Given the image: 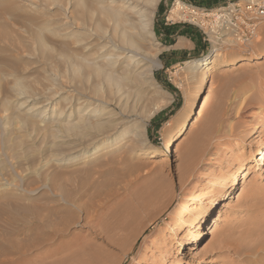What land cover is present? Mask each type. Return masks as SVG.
Returning a JSON list of instances; mask_svg holds the SVG:
<instances>
[{
	"label": "rangeland",
	"instance_id": "obj_1",
	"mask_svg": "<svg viewBox=\"0 0 264 264\" xmlns=\"http://www.w3.org/2000/svg\"><path fill=\"white\" fill-rule=\"evenodd\" d=\"M124 1L0 0V242L21 232L40 237L43 231L47 252L86 238L98 257L92 264H244L219 244L264 222V164L256 158L264 148V17L256 18L258 8L252 6L248 13L256 15L250 22L261 20L262 29L258 38L244 36L243 48L235 32L215 36L197 14L234 2L239 8L253 1L263 7L264 0ZM148 10L153 35L147 34L139 50L129 43L138 35L127 16L138 23L139 13ZM161 27L174 29L170 39L185 29L197 34L193 51L163 61L168 42ZM137 53L144 58L139 64ZM211 54L203 64L206 91L175 138L176 153L170 152L167 133L197 86L198 73L186 64ZM153 59L159 65L149 73L144 68ZM236 59L241 60L232 64ZM108 60L113 65L104 66L106 71L98 68ZM86 108L90 112L80 117ZM237 110L250 116L240 118ZM217 117L237 135L204 134L202 127ZM81 120L92 124L83 128ZM101 130L109 135L101 138ZM80 142L87 147L79 149ZM246 158L249 175L210 210L199 238L181 248L174 226L205 203L211 181L241 170ZM147 170L161 176L159 196L145 188ZM132 200H142L140 211L134 212ZM121 202L128 206L123 217L132 213L134 221L128 231L118 228V245H110L104 225ZM26 253L36 252L29 247ZM67 254L62 250L48 261Z\"/></svg>",
	"mask_w": 264,
	"mask_h": 264
},
{
	"label": "bare ground",
	"instance_id": "obj_2",
	"mask_svg": "<svg viewBox=\"0 0 264 264\" xmlns=\"http://www.w3.org/2000/svg\"><path fill=\"white\" fill-rule=\"evenodd\" d=\"M112 1H114V0H112ZM153 1H155V0H153ZM126 2H127L128 5H130L128 3V0H125L122 3L124 4ZM247 3L249 5H245V7L242 9V12H244V14L247 15V16H249L250 18H252L251 17L252 15H254V17H255L256 13L258 14V12L260 10L259 8H261L262 6L261 5L260 6H257V5L260 4L258 1H253L251 3L252 5L249 2H247ZM127 4H125V5H127ZM118 6H119V4H118ZM233 6H234V4H233ZM252 6L253 7L256 6L258 8V10H257V12L255 14H252L251 15L248 12H252L253 11L252 10L253 9ZM122 7H124V6H122ZM131 7H133V6H131ZM131 7H130V9H131ZM177 7H175L174 9H177ZM230 7H231V5H230ZM148 8L149 7L146 6V9H148ZM223 8H225V9H223ZM223 8L218 7V8H215L214 11L204 12L201 15H198L196 13L197 16L199 17L200 25L201 26H204V28L210 30L215 36L218 35V34H220V33H222L221 35H226V34H233V32L236 31V29H237L236 27H234V28L231 27L232 26L231 25L232 24V21H234L233 22V23H235L234 25H236V26L238 25L239 27L246 26L247 25L249 27V29H250V30L248 29V31L249 32L252 31V37L256 38L258 36V34H259L258 31L260 29H262V27H260V25L262 23L261 20L254 21V23L251 26L248 25L247 22H244V25H243L242 23H240L242 21V16L241 17H238V18H234V17L232 18L230 12H228V9L226 7H223ZM103 9H105V8H103ZM219 9H220V11H219ZM106 10L107 9H105L104 11L107 14H109V11L108 10L106 11ZM109 15L111 16V14H109ZM169 15H171V12L169 13ZM138 16L140 17V18L138 17L139 18L138 19V23H136L135 21H133L130 18V16H127V21H128L129 26H131L133 29L136 30V32H137L136 35H138V38H136L135 40H132V39L129 40V43L131 45L133 44V47H134V44H135V47L139 48V50H140V49H143V47H142V42H144L143 39H145L147 37V34H149V33L151 35H153V31L151 30V20H152L151 17L152 16H151L150 10H148L145 14L144 13L143 14L142 13H139ZM262 17H264V14H258V16H257L258 19L259 18H262ZM116 19H117V17H116ZM240 31L237 32V37L240 36L241 39H242V38H244V36H247L248 35V33L246 35L245 34L244 35L243 34H240ZM244 31L242 33H244ZM123 35H122V37H123ZM124 37H125V35H124ZM133 38H135V37H133ZM246 39H247V37H246ZM239 40H240V38H239ZM238 44L241 45V46H244L243 45V39H242V42L239 41ZM243 48H246V47L244 46ZM137 55L140 56L139 53H137ZM108 57H110V56H108ZM76 58H77V56H76ZM103 58H106V57H103ZM131 59H133V56L132 55H129V58L127 60L130 61ZM134 60H136V59H134ZM143 60H144V58L142 56H140L139 58H137L136 64L141 63ZM211 60H212V54L209 57H205V56L203 58H200L199 57V59L192 60L188 64H186V65H188V67H190V70L196 71L198 73L197 86H196V89L194 91L188 93V95L184 98V100H183V102H184L183 103V106H182V108L180 109V111L177 114V118H176L177 123L167 133V136H166L167 141H166L165 148H166V150H168L170 152L172 151L173 153H176V146H175L176 139L175 138L181 132L183 126L186 123V121L192 115L193 111L195 110L196 105L199 103L200 99L202 98L203 94L206 91V87H207V84H208L207 81H208V78H209V74L205 70L206 68H205V66L203 64H207V63L211 62ZM240 60L241 59H236L234 62H232V64L235 65ZM93 62H94V60H93ZM111 62H112V65H113V60H111V61L108 60V62H104V61L102 63L100 62V64H97V66H98V68H104V66H106V65H109V67H110ZM144 63H142V65H144ZM158 65H159L158 61L155 60V59H153L150 62V65L147 66L144 69L147 70L149 73H151L152 69L155 68V67H158ZM75 67H76V65L74 66V69H75ZM104 70L106 71L105 68H104ZM199 73H201L200 76H199ZM104 74H107V73L105 72ZM108 75H109V77H111L112 82L113 81H116L115 78L112 75L111 76H110V74H108ZM117 80H118V77H117ZM46 104L47 103H44L43 102L42 105H46ZM82 104H84V102ZM89 108H86L82 112V114H80V117L83 118L85 115H88V113L90 112V109ZM229 111L231 112L232 111V108H230ZM235 113H238V116L240 118L241 117L243 118V117H249L250 116V113H243L242 111H238V110ZM43 115L44 114H42V116ZM106 118H108V117H106ZM216 119L218 120V117ZM239 120H241V119H239ZM81 121L83 123L82 124L83 128L84 127L85 128H89V126H91V124H92V123L91 124L86 123V121L83 122V120H81ZM209 122L210 123H207V124L204 123L205 126L202 127V130L204 131V134L207 133V134H211V135H218L219 133H223V134H228L230 136L233 133L234 136L237 135V133L235 132V128H231V129L229 128L230 126H228L227 120H221V121L218 120V122H217L216 120H213L212 119ZM117 123H118V121H117ZM250 124H251V127L255 130V127H254L253 123H250ZM60 125L61 124H59V123L58 124L55 123V126L57 127V129H55V128L54 129L55 130H61L60 129L61 128ZM98 125L100 127H104V125H102L101 123H98ZM257 127H256V130H257ZM256 130H255V132H256ZM107 131L106 130L105 131L104 130L102 131V132H105V133H103V135H102L103 137H101V138H104V137L107 136V134H108ZM258 131H260V130H258ZM99 133H101V132H99ZM58 135H62V134H58ZM91 137H93V136H91ZM84 142L85 141H83L82 143H84ZM201 142L203 143V141H201ZM82 143L80 144L82 146L79 149H82L83 147H85V148L87 147V146H84ZM199 143L197 142L196 144L198 145ZM77 145H75V146H77ZM86 145H88V144H86ZM200 145H201V143H200ZM202 145L199 148V150H201V152H202V149H203V148L201 149ZM172 148H173V150H172ZM203 151H204V149H203ZM210 151L211 150H209L208 153H207L208 154L207 156H208L209 159H210L211 155L213 154V152H210ZM154 152L155 151H150L148 153V156L154 157ZM202 153L204 154V152H202ZM202 153H200V151H198V154H201V156L203 155ZM259 154H260V157L257 156L256 158L260 160V164H262V163L264 164V148L259 149ZM156 159H157L156 160V163L157 164H161L163 162L161 160V158H156ZM250 161H251L250 158L244 159L242 161V163H241V170L229 172L228 173V176L225 177V179L221 178V179H217V180L211 181V183H210V186H211V191L210 192L211 193L208 195L205 203H203V205L195 206L193 209L190 210V212L188 214L185 215V217L179 223H177L174 226V232L175 233H178V234L181 233V245H182L181 248H183L184 245L190 243L193 239H198L199 238V236L201 235L200 233H202L201 228H203L204 223L208 221L206 218H207L210 210L214 206H217V204L222 199L226 198L227 196L230 197L233 194L232 191L239 184V180L240 179H243V178H245V177H247L249 175V173H248V167H249ZM204 168H205L204 170H207L208 169V167H204ZM144 175L147 176V178L148 177H157L158 171L151 170L149 172V170H147ZM159 190H160V188H158V190H157L158 191V194L160 193ZM114 193H115V191L111 189V190H109V193L108 194L109 195H112V194L114 195ZM137 208H139V207H137ZM131 214H129L130 216L126 215L127 217L122 222V226L127 227L128 229L131 226V222L134 221V220H132L133 217H132ZM121 220H123V219H120V222H121ZM112 223H113V221H112ZM116 223H118V222H116ZM114 224H115V222H114ZM111 229H113L112 226H111ZM44 233L45 232L42 231V233H41L42 235L40 237H38L37 236L38 235L37 233L36 234L27 233L26 234L25 232H21V233L15 234L16 236L14 235V238H11V239L10 238H4L3 241L0 242V256L3 255V259L0 258V264H78L79 262H82V259H84V262H86L85 260H87V258L89 260H92L91 256L86 255V258H85L84 257V254L82 252H80L78 250L76 252V249L74 248L75 244L72 241L69 242V243H67V244H63L61 246V248H58L57 251H48V252L45 251V248H43V245H44V243L46 241V237H45V234ZM237 234H238V236H236L235 233H233L232 236H228V238L223 239L222 241H220V244H219L220 247L221 248L225 247V248L230 249L229 251H232L233 252V254L235 255V258L234 259L237 262H239V261L241 262L242 261L244 264H264V258H261L259 256L260 253H264V222H262V224L261 225H258L257 227L247 226L246 227V230H243V232H239ZM29 240L32 241V243H31L30 246H28L26 244V242H28ZM84 241H86L85 238H84ZM83 243H84V245H87V246L90 244V247H92L91 246V243H89V242H83ZM29 247L34 252H36V253L35 254H27L26 253V250ZM220 247L217 248V249H220ZM80 249L83 250L82 247ZM62 250L67 251L69 253V255L67 254L65 257L59 258V260L56 261V262H50V261H48L49 257H51L54 254H57L59 252L62 253ZM84 250H86V248H84ZM90 250H92V249L90 248ZM15 255H18V256H15ZM164 260H166V259H164ZM86 264H87V262H86ZM174 264H181V262L175 261Z\"/></svg>",
	"mask_w": 264,
	"mask_h": 264
},
{
	"label": "crops",
	"instance_id": "obj_3",
	"mask_svg": "<svg viewBox=\"0 0 264 264\" xmlns=\"http://www.w3.org/2000/svg\"><path fill=\"white\" fill-rule=\"evenodd\" d=\"M199 1L204 3L207 0H199ZM161 29L162 30L164 29L163 30L164 35L166 36V39H167V40L164 39V42H168V44L164 45V48H162V51H166L165 54L161 56L163 61L166 60V62L169 63V61L177 60L179 58L180 54L181 55L189 54L193 51V49H191V48H194V46H195L194 42H197V34L196 35L192 34V33L188 34L189 30L185 29L181 32L182 34H180L179 37H177L176 39H170V37L173 35L172 32L174 31V29L171 27H163V28L161 27ZM199 50H200V48L197 47V49H195L194 53H197ZM160 177L161 176L158 175L157 177H148L146 179L147 181L145 182V188L150 189L149 193L152 194L153 197H154V195H156V196L159 195L157 190L159 188L158 181H159ZM132 201H133L132 203H135V204H133L134 205L133 206L134 212H135V210L140 211V209H142V200H138V201L132 200ZM137 207H139V208H137ZM127 210H128V206L124 202H121V203H118V205L115 206L114 209H112V211H110V213H108L109 218H107L106 225H104V226L106 227L105 230H107L108 232L111 231V233H110L111 235L110 234L106 235V240H108L110 245L111 244L113 245L114 243L118 245V243H116V240L114 237L115 235L120 234V231H116V230H118V228H119V230H122V231H124V230L128 231L129 230L127 227L122 226V222L127 217V216L123 217V214H125V212H127ZM120 212L123 214H121ZM120 214L122 215L121 217H123L122 218L123 220H121V222H120ZM112 221H113V223H112ZM114 222H115V224H114ZM116 222H118V223H116ZM110 225L113 227V229H111ZM126 234H127V232H126ZM82 241H84V240H82ZM72 242H74V244H75V249L77 248L76 251L78 250V251L82 252L84 254L85 258H86V255L91 256L92 260H89L88 258H87L88 261L85 260L88 264L94 263L95 260L97 261L98 257L96 258V256L93 255V250H90V248L92 249V247H90V244L87 246V245H84L83 242L78 243V242H76V239L73 240ZM86 242H88V241H86ZM77 243H78V245H77ZM89 243H90V241H89ZM81 247L83 248V250L80 249ZM84 248H86V250H84ZM82 261H84V259H82Z\"/></svg>",
	"mask_w": 264,
	"mask_h": 264
},
{
	"label": "built area",
	"instance_id": "obj_4",
	"mask_svg": "<svg viewBox=\"0 0 264 264\" xmlns=\"http://www.w3.org/2000/svg\"><path fill=\"white\" fill-rule=\"evenodd\" d=\"M236 3V4H235ZM233 4H234V6H233ZM230 5H231V7H230ZM236 5H239V3H237V2H234V3H230V4H228V6H226V8L227 9H229V11H230V14H231V16H232V18L234 17V18H238V17H241L242 16V21L240 22V23H242L243 25H244V22H247V24L248 25H252L253 23H254V21L251 23L250 22V20H252V18H254V17H252V18H250L249 16H247V15H245L244 14V12H242V9L244 8V6L245 5H249V4H244L243 6H242V8H239V7H237ZM220 8H223V7H220ZM260 10H259V12H258V14H264V7H261V8H259ZM257 18V17H256ZM234 22V21H233ZM232 22V26L231 27H236L237 29H236V31H234L236 34H237V32L238 31H240V34H247V33H249V34H252V31H248V29H249V27L246 25V26H241V27H239L238 25L236 26V25H234L235 23H233ZM244 28V29H243ZM243 29V30H242ZM245 30V31H244ZM250 30V29H249ZM244 31V33H242ZM221 34V33H220ZM252 36V35H251Z\"/></svg>",
	"mask_w": 264,
	"mask_h": 264
}]
</instances>
